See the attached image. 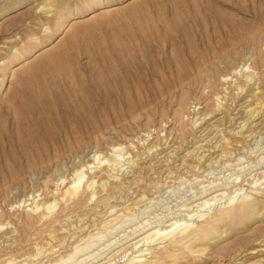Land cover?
Listing matches in <instances>:
<instances>
[{"label": "rangeland", "instance_id": "374dc122", "mask_svg": "<svg viewBox=\"0 0 264 264\" xmlns=\"http://www.w3.org/2000/svg\"><path fill=\"white\" fill-rule=\"evenodd\" d=\"M262 1L0 0V264H264Z\"/></svg>", "mask_w": 264, "mask_h": 264}, {"label": "bare ground", "instance_id": "6f19581e", "mask_svg": "<svg viewBox=\"0 0 264 264\" xmlns=\"http://www.w3.org/2000/svg\"><path fill=\"white\" fill-rule=\"evenodd\" d=\"M101 10H104V9H101ZM105 10H106V8H105ZM259 16H260V19H258V21L260 20L261 24L264 25V2L263 1H262L261 8L259 10ZM259 16H257V18ZM187 17H189V16H187ZM198 22H199V20H198ZM256 27H258V26H256ZM236 34H238V33L236 32ZM239 36H238V38H239ZM246 37L250 41H255L256 40V35H253V34H250V33ZM240 38H241V36H240ZM207 40H205L204 41L205 43L201 44V47H199V48L204 50L206 52L205 53L206 57L207 58L209 57V59H210V57L217 56L218 55V51L215 49L214 46H212V43L211 42H207ZM216 42L219 43L220 41L216 40ZM194 56H195L194 52L191 51V53L189 54V59L192 60L193 62H195V57ZM21 57L22 58H24V57L26 58V55H22ZM29 102L30 101H28V104H27V101L22 102V104L20 103L21 105L25 106V110L26 111H30L33 114L32 117H28L27 114H24V113L22 115V119H24L25 124H26V125L23 126V129L26 132L24 133V136L19 138V139H16L13 135L11 136L14 139L13 138L10 139V142H9L10 147H9V144L8 145L6 144L7 146L0 150V162L1 163H3L5 160L12 161L15 164H19L20 159H24V160L29 161V159L33 156V154L35 153V151L37 149L41 150L43 152V150L45 149L46 144H52L53 141H55L56 138H60L61 137V133L63 131L62 127L64 125L62 123V120H61V117H60V113L57 112V109H56V106H59V102L50 101L49 98L45 94H41L40 96H37L35 104L31 105V104H29ZM49 113L53 115V126L52 127H47L45 130H43L41 123L43 122V120L45 119L47 114L49 115ZM28 128H30V129H28ZM32 130L34 132H32ZM54 153L58 154V150L54 151ZM30 163L28 165H30ZM181 224H179L177 222L174 225H171V227L172 228L173 227L178 228V227L182 226ZM160 232L161 231H159L157 234H161ZM162 234H165V233H162Z\"/></svg>", "mask_w": 264, "mask_h": 264}]
</instances>
